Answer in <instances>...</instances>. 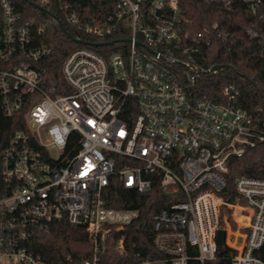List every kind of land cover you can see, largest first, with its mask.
Returning <instances> with one entry per match:
<instances>
[{"label": "built area", "instance_id": "1", "mask_svg": "<svg viewBox=\"0 0 264 264\" xmlns=\"http://www.w3.org/2000/svg\"><path fill=\"white\" fill-rule=\"evenodd\" d=\"M60 4L68 23L119 38L102 52L70 51L58 84L39 66L53 51L38 42L42 28L0 0V106L19 122L8 135L0 127V264H46L32 242L58 221L85 227L94 242L90 259L76 264H102L107 236L141 216L133 202L111 205L117 183L170 197L152 215L162 256L136 264H264V179L236 177L234 200L228 188L232 158L264 144V109L243 108L236 83L220 99L193 90L203 71L193 53L211 43L210 29L183 32L180 0H112L103 25L85 26ZM115 249L123 251L122 239Z\"/></svg>", "mask_w": 264, "mask_h": 264}, {"label": "trees", "instance_id": "2", "mask_svg": "<svg viewBox=\"0 0 264 264\" xmlns=\"http://www.w3.org/2000/svg\"><path fill=\"white\" fill-rule=\"evenodd\" d=\"M231 1L230 9H225L214 1L180 0L183 32H189L191 37L205 27L211 31V43L199 45L200 51L193 53V58L203 69L193 90L197 95L220 99L223 86L236 83L241 90L239 104L243 108L250 111L257 107L264 109V4L253 10L244 0ZM13 2L22 12L23 22L32 18L35 20L33 29L42 28L43 34L38 36V42L52 46V53L43 57L39 66L45 71L46 77L53 78L58 84L64 81L62 64L70 51L89 46L102 52L106 49L104 42L119 38L117 33L111 37L86 33L79 26L68 23L60 7V3H70L72 9L80 15L83 26L103 25L110 13L112 0H51L47 5H40L37 0ZM60 22L72 37L62 30ZM249 30H253L254 34ZM190 37L185 41L186 45L191 44ZM73 38L94 44L87 45ZM177 54L180 56L179 52ZM216 64L221 65L217 71L208 70ZM18 123L15 118L7 119L0 106V127L4 135L18 128ZM239 176L264 179V144L248 149L242 157H235L230 161L228 188L231 189V200L236 196V192L232 190L234 179ZM108 194L115 199L111 205L124 207L133 202L134 206L141 209V216L132 225L115 230L107 236L102 244L101 263L136 264L142 259L161 257L162 254L154 244L152 215L165 207L170 197L163 194L158 186L150 196L143 197L118 183L110 186ZM120 239L124 242L123 251L115 249ZM32 244V249L42 256L46 264H76L90 259L94 253V242L86 228L66 221L53 223ZM256 254L262 253L257 251ZM188 264L201 263L191 259ZM215 264H228V261H218Z\"/></svg>", "mask_w": 264, "mask_h": 264}, {"label": "water", "instance_id": "3", "mask_svg": "<svg viewBox=\"0 0 264 264\" xmlns=\"http://www.w3.org/2000/svg\"><path fill=\"white\" fill-rule=\"evenodd\" d=\"M60 26L62 27V30L69 35V37H72V35L68 33L67 29L65 28V26L63 25L62 22H60ZM73 39H75V41L80 42V43H88L87 41H84L82 39H79V40L77 38H73ZM113 42L114 41H111V43H113ZM220 67H221L220 64H216V65L211 67L210 71L215 72ZM224 240H225V230L221 229L218 231V236H217V241H218L219 246H221L224 243Z\"/></svg>", "mask_w": 264, "mask_h": 264}, {"label": "rangeland", "instance_id": "4", "mask_svg": "<svg viewBox=\"0 0 264 264\" xmlns=\"http://www.w3.org/2000/svg\"><path fill=\"white\" fill-rule=\"evenodd\" d=\"M250 32H251L252 34H254V31H253V30H250Z\"/></svg>", "mask_w": 264, "mask_h": 264}]
</instances>
